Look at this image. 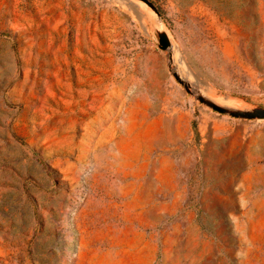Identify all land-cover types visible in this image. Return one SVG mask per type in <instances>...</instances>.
Listing matches in <instances>:
<instances>
[{
    "label": "rangeland",
    "instance_id": "rangeland-1",
    "mask_svg": "<svg viewBox=\"0 0 264 264\" xmlns=\"http://www.w3.org/2000/svg\"><path fill=\"white\" fill-rule=\"evenodd\" d=\"M151 1L0 0V264H264V119L155 33L264 107V0Z\"/></svg>",
    "mask_w": 264,
    "mask_h": 264
},
{
    "label": "water",
    "instance_id": "water-1",
    "mask_svg": "<svg viewBox=\"0 0 264 264\" xmlns=\"http://www.w3.org/2000/svg\"><path fill=\"white\" fill-rule=\"evenodd\" d=\"M145 5H147L157 16V18L160 20V14L156 8V6L153 4L151 0H140ZM155 33L157 35V46L161 50H168V71L171 73V75L174 77V79L180 83L186 92L188 93H194L196 99L204 104L205 106L221 113V114H227L231 117L235 118H243V119H264V107L262 106H256L248 109H237V108H230L224 105H220L213 100L206 97L203 93L197 90L192 89V85L187 82L185 79L181 77V75L172 67V45L170 42V39L168 37V33L166 30L162 27L160 24L159 27L155 30Z\"/></svg>",
    "mask_w": 264,
    "mask_h": 264
},
{
    "label": "bare ground",
    "instance_id": "bare-ground-1",
    "mask_svg": "<svg viewBox=\"0 0 264 264\" xmlns=\"http://www.w3.org/2000/svg\"><path fill=\"white\" fill-rule=\"evenodd\" d=\"M142 4V3H141ZM143 5V4H142ZM134 6V5H133ZM137 7V6H136ZM209 89V88H208ZM205 90H207L206 88H205ZM205 90H203V91H205ZM207 92V91H206ZM209 92H210V89H209ZM211 92H212V90H211ZM209 93V96L210 97H208V98H210L211 100H213L214 102H216V103H218V104H220V105H225V106H227V107H232V108H242V107H245L244 105H243V103L242 102H240V101H238V100H236V99H232V98H229V97H227V96H222V97H218V96H220V95H218V96H215V94L213 95L212 93ZM205 92H203V94H204ZM244 109V108H243Z\"/></svg>",
    "mask_w": 264,
    "mask_h": 264
},
{
    "label": "crops",
    "instance_id": "crops-1",
    "mask_svg": "<svg viewBox=\"0 0 264 264\" xmlns=\"http://www.w3.org/2000/svg\"><path fill=\"white\" fill-rule=\"evenodd\" d=\"M210 82V81H209ZM211 83V82H210ZM211 86L213 87V88H217V87H221L222 85H220V84H216V85H214V84H211Z\"/></svg>",
    "mask_w": 264,
    "mask_h": 264
}]
</instances>
